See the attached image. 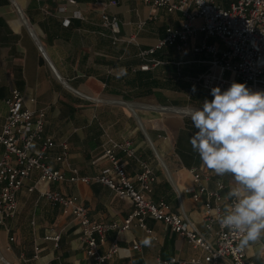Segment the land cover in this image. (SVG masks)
Returning <instances> with one entry per match:
<instances>
[{
  "label": "crops",
  "instance_id": "0c3cea01",
  "mask_svg": "<svg viewBox=\"0 0 264 264\" xmlns=\"http://www.w3.org/2000/svg\"><path fill=\"white\" fill-rule=\"evenodd\" d=\"M74 1H77L75 5L68 0H0V132L7 116L6 101L17 90L24 96L28 108L47 112V135L58 143L69 144V165L81 177H97L111 168L105 156L110 141L131 142L136 159L119 153L128 177L135 180L143 164L154 168L157 182L150 200L169 204L174 214L213 242L218 226L211 231L206 229L203 204L196 203L185 190L193 187V171L209 177L206 185L211 191L216 189L217 182H222L226 186L223 192L226 211L230 201L228 193L236 182L230 173L218 176L202 166L189 142L196 129L188 116L160 113L157 109L199 108L205 99L213 98L199 83L209 69V57L194 53L193 49L204 43L220 46L218 41L198 34L182 51L168 47L158 52L154 58L162 64L143 72L141 67L145 64L139 57L140 52L164 40L168 28L181 29L186 22L182 14L155 9L144 0ZM104 14L118 19L120 42L104 27ZM22 15L40 39L58 74L90 99L75 95L57 79L26 29ZM201 25L197 21L195 26ZM134 36L137 44L130 43ZM32 99L36 100L34 105ZM124 103L134 108L129 109ZM3 153L4 148L0 146V157ZM158 155L167 165L166 170ZM53 166L63 169L56 163ZM34 182L35 178L28 181L19 192L18 214L8 225L11 233L17 229L22 239L25 233L31 239V252L27 258L22 255L18 264H91L80 240L78 224L72 216L63 215L60 207L42 198L38 191L29 193L28 188ZM40 189L77 199L97 222L123 223L133 211L130 201L119 199L111 189L95 182L56 183ZM146 226L152 234L135 226L128 232L111 236L100 250L102 255L108 253L116 237L121 251L107 264H164L173 259L207 258L204 251L195 249L184 236L173 233L163 223L147 219ZM51 230L61 235L58 249L44 240ZM1 233L6 244L4 247L0 235V245L7 249L9 235L4 228ZM136 244L142 245L140 251L134 250ZM36 246L41 248L38 260L33 259ZM262 246L264 233L261 239L244 248L249 263L264 264Z\"/></svg>",
  "mask_w": 264,
  "mask_h": 264
},
{
  "label": "built area",
  "instance_id": "2783aa9c",
  "mask_svg": "<svg viewBox=\"0 0 264 264\" xmlns=\"http://www.w3.org/2000/svg\"><path fill=\"white\" fill-rule=\"evenodd\" d=\"M75 5L77 1L68 0ZM155 9L166 12L180 13L185 19L181 29L168 28L166 38L149 50H142L139 57L145 65L143 72H149L162 63L154 56L168 47L182 51L198 34L207 39L217 40L220 46L204 43L193 49L194 53L206 54L209 57V69L199 83L205 90L211 92L219 86L226 90L233 81L245 83L253 91H264V0H144ZM66 11L63 9V12ZM103 25L110 29L117 42L121 40L119 21L106 14L102 16ZM202 25L196 27V22ZM70 21L67 22V26ZM144 24L141 25L143 27ZM130 43L137 44L136 36ZM36 103L35 99L31 104ZM7 116L0 132V146L4 153L0 157V228L6 229L11 235L9 222L18 214V194L26 183L35 178L29 193L39 192L41 197L50 204L62 209L63 215L73 218L78 224L80 240L85 246L86 257L91 264H107L121 251L117 237L111 243L108 253H101L109 238L130 231L137 226L152 234L146 226L147 219L163 223L173 233L188 240L195 248L207 254L205 260L190 261L171 260L164 264H220L228 261L230 264H251L245 249L240 248L243 233L222 227L219 218L226 215L223 209L226 186L217 182L216 189L211 191L206 183L209 177L198 171H193V187L185 193L196 203L203 204L204 223L211 231L218 226L216 239L211 242L200 232L186 223L183 217L172 212L165 202L154 203L150 200L157 175L149 165H142V172L135 180L128 177L125 163L119 158V153L129 159H136V151L131 142L117 143L110 141V147L105 149V156L111 163V168L104 170L93 178L81 177L77 169L69 165L70 146L67 142L58 143L46 133L48 114L45 110L30 109L26 106L24 96L17 90L6 101ZM1 124V121H0ZM53 163L63 169H56ZM102 184L111 189L119 199L130 201L132 213L123 223L97 222L91 219L88 209L77 199L51 191L42 190L54 184ZM236 202L231 197L228 209ZM44 240L54 244L56 249L61 243V235L50 231ZM10 243L15 239L10 238ZM140 244L134 245L135 251L141 250ZM264 249V246H262ZM34 260L41 254L40 246L34 248Z\"/></svg>",
  "mask_w": 264,
  "mask_h": 264
},
{
  "label": "clouds",
  "instance_id": "9594fccd",
  "mask_svg": "<svg viewBox=\"0 0 264 264\" xmlns=\"http://www.w3.org/2000/svg\"><path fill=\"white\" fill-rule=\"evenodd\" d=\"M211 96L187 113L196 129L189 142L202 166L232 174L236 186L228 195L236 202L219 223L244 234L243 249L264 233V91L233 81L223 91L213 87Z\"/></svg>",
  "mask_w": 264,
  "mask_h": 264
},
{
  "label": "water",
  "instance_id": "95a60500",
  "mask_svg": "<svg viewBox=\"0 0 264 264\" xmlns=\"http://www.w3.org/2000/svg\"><path fill=\"white\" fill-rule=\"evenodd\" d=\"M22 21L26 27V29L29 31V33L31 34V36L33 37V39L35 40V43L38 45V47L40 48V51L41 53L43 54V57L45 58L46 62L48 63L49 67L51 68V70L53 71L54 75L57 77V79L69 90L71 91L72 93H74L75 95H78V96H81L83 98H86V99H90V98H87L86 96L82 95L81 93H79L78 91L74 90L68 83L67 81H65L59 74L58 72L56 71L54 65L52 64V62L50 61L46 51H45V48L43 47L40 39L37 37L35 31L33 30V28L31 27V25L29 24L28 20L22 15ZM127 103H124V106H126L127 108L129 109H133V105H126ZM187 109L189 108H164V107H160L159 109H157L158 112L160 113H167V112H172V113H175V114H178V115H181V116H188L187 115ZM135 114V113H134ZM141 124V123H140ZM142 127V126H141ZM143 129V127H142ZM146 134V137H147V140L149 142V144L151 145V147L154 149V145L150 139V137L148 136L147 133ZM157 153V152H156ZM158 154V153H157ZM158 158L163 166V168L166 170L167 169V165H165L164 161L161 159V157L158 155Z\"/></svg>",
  "mask_w": 264,
  "mask_h": 264
},
{
  "label": "rangeland",
  "instance_id": "374dc122",
  "mask_svg": "<svg viewBox=\"0 0 264 264\" xmlns=\"http://www.w3.org/2000/svg\"><path fill=\"white\" fill-rule=\"evenodd\" d=\"M0 235H1V239L3 240L2 243H3L4 247H5V244H6L5 241L6 240L4 238V235L1 233V228H0ZM9 238H13V239H15V241L10 243L9 245L7 244L6 245L7 249H5L3 247V245L1 244L2 245V250H3L4 254H5V256L7 258H9L10 260H12L11 258L13 256V254H17L19 259H18V257L13 256L14 261L13 260L12 261H13L14 264H18L20 258H22L21 257L22 255H24L27 258L29 252H31V242H30L31 239H30V236L25 233L24 236H23L24 239H22L21 235L18 233V230L14 229V233L12 232L11 235L9 236ZM11 254H12V256H11Z\"/></svg>",
  "mask_w": 264,
  "mask_h": 264
},
{
  "label": "bare ground",
  "instance_id": "6f19581e",
  "mask_svg": "<svg viewBox=\"0 0 264 264\" xmlns=\"http://www.w3.org/2000/svg\"><path fill=\"white\" fill-rule=\"evenodd\" d=\"M187 112L189 111V109L186 110ZM157 116V115H156ZM0 264H14L11 260H9L3 250H2V247L0 245Z\"/></svg>",
  "mask_w": 264,
  "mask_h": 264
}]
</instances>
